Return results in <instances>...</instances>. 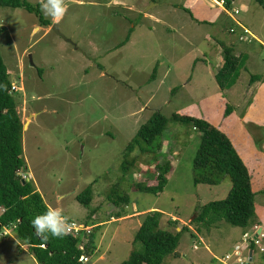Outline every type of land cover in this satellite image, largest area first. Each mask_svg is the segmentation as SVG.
Here are the masks:
<instances>
[{"label":"rangeland","instance_id":"obj_1","mask_svg":"<svg viewBox=\"0 0 264 264\" xmlns=\"http://www.w3.org/2000/svg\"><path fill=\"white\" fill-rule=\"evenodd\" d=\"M27 1L40 3L43 17L51 19L43 8L48 0ZM80 1L65 4L54 24L60 35L33 32L37 19L25 10L0 8V54L19 89L14 95L26 125L22 137L26 167L21 178L32 181L49 208L62 211L66 223L82 226L89 221L90 210L75 196L93 185L91 209L96 218L90 225L106 224L97 231L99 246L87 264H121L132 252L143 251L134 238L144 217H134V207L139 212H161L164 231L188 228L163 264H223L226 256L231 258L226 264H238V246L241 264L248 263L253 242L243 235H251L256 227L244 230L221 222L207 229L191 223L199 206L225 200L232 185L225 178L218 186H194L192 163L201 137L189 126L171 124L163 134L157 159L172 164V172L161 194L130 191L131 204L122 210L126 217L118 220L121 210L108 204L105 196L120 178L125 148L154 112L168 119L181 112L221 125L225 103L218 101L222 92L215 81L222 63L221 44L257 48L254 70L239 71L236 99L230 105L241 102L247 90L241 87L247 88L252 75L264 76V8L253 0H229L230 18L212 0H128L131 11L102 6L110 0ZM237 24L250 31V43L239 42L237 33L229 36L227 27ZM261 108L264 120V104ZM249 125L250 129L236 124L233 130L252 139L253 146L242 147L235 136L245 159L264 149V121ZM137 156L135 152L133 157ZM154 165L148 155L139 156L136 170L120 189L146 179L145 171H154ZM250 169L256 217L264 229V179L257 177L253 166ZM263 254L264 238L255 245L253 262L248 264H264ZM0 264L37 263L11 230L2 229Z\"/></svg>","mask_w":264,"mask_h":264},{"label":"trees","instance_id":"obj_2","mask_svg":"<svg viewBox=\"0 0 264 264\" xmlns=\"http://www.w3.org/2000/svg\"><path fill=\"white\" fill-rule=\"evenodd\" d=\"M218 1L223 3L224 9L228 12L230 1ZM253 1L264 8V0ZM0 8L25 10L36 17L40 27H52L51 22L42 15L41 4H31L27 0H0ZM180 9L193 19L188 10L182 7ZM227 29L230 35L240 31L238 26H230ZM220 48L222 63L215 75V81L221 92H225L236 85L239 71L245 67L246 59L242 56L237 57L232 46L221 44ZM259 81L261 77H250V83ZM11 87V76L0 54V210H2L0 230H11L17 241L27 247L37 264H82L80 262L82 256L89 258L97 251L96 236L100 226L90 225L96 214V210L91 209L94 197L93 185L76 195L75 200L82 207L90 210L89 221L83 225L84 228H94L81 231L77 235L66 233L62 238L49 235L47 242L35 235L33 218L50 208L34 183L20 176L26 167L22 158L24 125L17 111L19 100L11 91ZM224 107L222 117L226 118L234 112V109L228 105ZM171 124L189 126L201 137L192 163L194 186H218L225 178H229L232 185L225 200L199 206L196 209L197 218L191 223L203 224L207 229L221 222L244 230L258 227L251 177L230 139L208 120L182 115L181 112L172 114L169 119L160 112H154L125 148L119 170L120 178L105 196L108 204L121 210L116 215L117 220L126 217L122 216V210L123 207L131 204L128 195L130 191L153 196L164 191L172 166L168 162L159 163L157 156L162 149L163 134ZM246 126L249 129L251 127ZM250 134L252 135V132ZM253 140L256 141L255 138ZM135 152H138L137 157H133ZM147 155L156 163L155 170L145 171V182H132L127 189H120L126 178L128 179V176L136 170L138 157ZM150 182L155 184L149 185ZM162 217L163 214L157 211L145 215L134 238V243H140L143 251L132 252L121 264H163L167 256L175 253L181 234L188 231V228L185 226L176 233L164 231L160 228ZM254 248L255 245L252 244L250 250L253 253Z\"/></svg>","mask_w":264,"mask_h":264},{"label":"crops","instance_id":"obj_3","mask_svg":"<svg viewBox=\"0 0 264 264\" xmlns=\"http://www.w3.org/2000/svg\"><path fill=\"white\" fill-rule=\"evenodd\" d=\"M69 1H74V0H69ZM69 1L62 0V5H63L64 9H65V4H67ZM76 1L78 3H81L80 0H76ZM212 1L215 4L217 3L216 6H218L221 10L224 11V13H226V10L224 9V7H223V5L221 3H219L216 0H212ZM38 4H40V3H38ZM128 4H129L128 0H110V1L107 2L106 5H102V6H104L106 8L114 7L115 5L117 7L124 6V8H126L129 11H131L132 7H130ZM118 19H119V17H118ZM59 20H60V17H58V18L51 17V19H49V21L51 22V25L56 24L57 22H59ZM119 20L121 21V19H119ZM155 21H157V20L155 19ZM238 25L241 26V27H244L242 24H238ZM51 28L52 27L43 28V27H40L38 23L37 24L35 23L33 32L35 30H40L42 32L43 36H47V35H49V33H51V31H52ZM237 34H238V37H239V35L241 34V31H239ZM229 36H232V35L229 34ZM90 45H91L93 50L97 49L95 44L90 43ZM78 48H80V47H78ZM256 49L257 48L250 47V46H244V45H240V44L239 45H235V48H234L235 55L237 57L242 56L243 58L246 59L245 67L249 71H253L254 70V60L256 59L255 56H257V55H254V53L256 52ZM262 55H264V53ZM250 63H251V65H250ZM258 63H260V62L258 61ZM252 76L261 77V81L256 82V83H249L247 88L246 87H241V90L242 89H247V90L244 92V94H242L243 98L241 99V102H239V103H241V105L239 107L237 106L239 103H237L235 105L234 104L230 105L231 100L233 98L236 99V96H235L236 95V92H235L236 85L231 90H228V91H225V92L221 93V99L218 100L219 103L222 104V101H223V103H225V105H228V106L232 107L234 109V112L230 116H228L226 118L222 117L221 118V122H220L221 125L218 128L223 133H225L227 135V137L230 139V141L234 145L237 153L239 154L240 158L243 160L244 164L246 165V167H247V169L249 171V174L251 175V173L253 172L250 169V166H253L254 169H255V170L254 169L253 170L255 171V174L257 175V177L264 179V149H263V153L253 151V152H256V153L252 154L251 157H249L248 159L243 158V156L240 154L239 150L236 147L235 136H239L237 141L239 143L242 142V147H244V146H247V147L253 146L252 139L245 132H244V134L242 132L240 135L238 134V130H236L237 132H233L234 127L236 129V126H235L236 124H238V125H244V124H246V125H249V124L260 125V124H263L264 120L261 119V116H262L261 115V109H262L261 107L264 104V76H262V75L261 76L260 75H252ZM237 99H239V96L237 97ZM218 101H217V103H218ZM219 103H218V106H219ZM222 105L225 106L224 104H222ZM219 108L220 107H218L217 109H219ZM17 111H18V109H17ZM18 113H19V111H18ZM201 118L206 119L209 122H211L208 118H205V117H201ZM142 182H145V179H143L141 181V183ZM139 183H140V181H139ZM149 185H154V182H150ZM152 210H154V209H149L147 211L139 212L134 207V212H135V215H136V216L134 215V217H136V218H139L141 216L145 217V215L147 213H149V212H152ZM1 213H2V210H0V215H1ZM95 218H96V216H94L92 220L94 221ZM174 221H175V219H174ZM105 224L106 223H99V224H96L94 227L100 226V228H101ZM140 225L141 224L139 223V226ZM94 227H90L89 229L94 228ZM258 227H259L258 233H260V232L263 233L264 229H263L262 223L260 221H259V226ZM8 233H9V231H8ZM103 238L104 237L102 235L101 236V243L103 242ZM98 246H99V244H97V249H98ZM251 252L252 251H250V253ZM253 256H254V253L252 252V262H253Z\"/></svg>","mask_w":264,"mask_h":264},{"label":"clouds","instance_id":"obj_4","mask_svg":"<svg viewBox=\"0 0 264 264\" xmlns=\"http://www.w3.org/2000/svg\"><path fill=\"white\" fill-rule=\"evenodd\" d=\"M43 8L46 14L53 18L62 16L65 11L62 0H48V3ZM32 226L35 230V235L45 242L49 239V235L62 238L66 234L67 228L66 218L60 209H50L43 214L37 215L32 220Z\"/></svg>","mask_w":264,"mask_h":264},{"label":"built area","instance_id":"obj_5","mask_svg":"<svg viewBox=\"0 0 264 264\" xmlns=\"http://www.w3.org/2000/svg\"><path fill=\"white\" fill-rule=\"evenodd\" d=\"M221 4L223 5V3H221ZM226 13L231 18V15L227 11H226ZM238 13H239L238 11L234 12L235 15H237ZM237 26L240 28V31H241V34L238 37L239 42L250 43L251 42V38H253V36L251 35L250 31L248 29H246L245 27L239 26L238 24H237ZM231 32H233V31H231ZM11 91L14 92V93L19 91V89L16 86V83L12 84ZM84 230L85 231H89L90 229L89 228H84V226H82V225H76L74 223H71V224H67L66 233L77 235L78 233H80L81 231H84ZM258 234H259L258 233V228L256 227L255 231L253 233H251V235L244 234L243 238H244L245 241L249 239L251 242H253L252 244H254V245H259L260 244V240L264 238V235L263 234L258 235ZM236 251H237L235 253V257L237 258L236 262L238 264H241L242 263V260H241V255H242L241 248L239 246L236 247ZM230 260H231V258L229 256H226L225 257V261L223 262V264H226V261H230ZM80 262L82 264H87V263H89V258L86 257V256H82L80 258Z\"/></svg>","mask_w":264,"mask_h":264},{"label":"water","instance_id":"obj_6","mask_svg":"<svg viewBox=\"0 0 264 264\" xmlns=\"http://www.w3.org/2000/svg\"><path fill=\"white\" fill-rule=\"evenodd\" d=\"M51 30L53 32H55L57 35H60L59 32H58V27L56 25H53L52 28H51ZM29 63H30V66L31 67H34V64H33L32 57L31 56L29 57ZM23 130H26V125H24ZM26 181H29V179L26 180ZM249 256H250V258H249L248 263H251L252 262V252L250 253Z\"/></svg>","mask_w":264,"mask_h":264}]
</instances>
